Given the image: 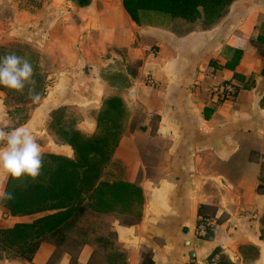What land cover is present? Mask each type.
I'll return each mask as SVG.
<instances>
[{"label":"crops","instance_id":"obj_1","mask_svg":"<svg viewBox=\"0 0 264 264\" xmlns=\"http://www.w3.org/2000/svg\"><path fill=\"white\" fill-rule=\"evenodd\" d=\"M75 6L86 36L75 52H62L49 91L21 121L8 112L2 90L0 109L9 125L27 123L45 153L72 157L50 127L53 110L81 105L90 125L77 128L92 134V109L113 95L132 100L113 160L142 200L126 211L96 212L99 225L80 229L86 209L72 226L42 240L30 260L3 254L0 264H204L213 252L222 264H264V192L257 190L264 156V44L257 41L264 35V0H234L207 27L182 18L138 25L122 0ZM92 10L101 12L93 19L96 37L85 29ZM118 58L141 61L135 74L125 71L128 85L94 76L95 59L108 69ZM79 65H87L85 74ZM222 81L236 85L233 100L211 97L209 87ZM37 216H12L0 202V228ZM201 216L213 219L211 240L196 234Z\"/></svg>","mask_w":264,"mask_h":264},{"label":"trees","instance_id":"obj_2","mask_svg":"<svg viewBox=\"0 0 264 264\" xmlns=\"http://www.w3.org/2000/svg\"><path fill=\"white\" fill-rule=\"evenodd\" d=\"M74 1L78 6L90 3V0ZM233 1L122 0V3L132 21L138 25H153L164 19L182 18L189 22L200 19L203 26L207 27L223 16ZM257 41L264 44V35L259 34ZM27 53L28 56H25L31 60L35 69V87L41 98L46 92V78L39 74L38 54L34 51ZM262 75L264 76V65ZM0 90L7 96L13 93L21 103L29 100L14 90ZM104 106L96 118V129L92 134H86L77 127L60 121H54L53 124L50 121L51 129L63 143L71 147L73 155L68 157L46 153L43 167L35 180L25 175L19 180L8 181V190L14 191L16 199L1 202L7 211L12 216H38L31 221L16 222L10 227L0 228L2 248H16L17 256L30 260L42 240L52 237L60 229L72 226L87 207L107 212L121 205L129 207L134 201L140 205L141 189L124 181L123 166L113 160L118 143L127 128L128 116H124V101L119 96H112L105 99ZM112 110L118 115L115 119L110 115ZM57 111L58 109L53 110V115ZM55 123L59 124L53 129ZM261 167L257 190L264 192V156ZM202 238L211 240L213 227L208 226Z\"/></svg>","mask_w":264,"mask_h":264},{"label":"rangeland","instance_id":"obj_3","mask_svg":"<svg viewBox=\"0 0 264 264\" xmlns=\"http://www.w3.org/2000/svg\"><path fill=\"white\" fill-rule=\"evenodd\" d=\"M73 2L75 3L74 0H0V46H2L0 54L5 50L16 51L17 54L22 56H28L27 51H34L37 53L39 74L45 75L44 78H46L44 82L45 93L49 91V86L51 85L49 75H51L53 70L63 66L60 60L62 52L67 49H72V52H75V46L73 45L78 44L80 46L81 36H86L80 26L82 14L78 13V9L75 6L77 4L75 3L74 5ZM99 13L101 12L95 10L90 11V20H95L100 17ZM94 20L93 22L91 21V27L85 28L86 34L90 37L91 35L93 37L97 36L98 28ZM73 23H75V25ZM68 28H70L69 31H67ZM67 40L70 46H67ZM90 47L91 50L96 51L92 45ZM107 57H110V54ZM109 63L110 67L105 69V66H102L100 61L95 59L94 76H101L122 87L129 83L125 71L135 74L141 61L138 59L129 63L126 62L125 59L121 60L118 58L115 61H109ZM79 67V71H82L81 73L85 74L87 72V65H79ZM130 101L132 102V100L129 99L126 102L124 101V116H128V118L131 114V108L133 107V103ZM35 103L31 100L21 103L13 93L9 94L6 99V104L9 108L8 112L16 118L17 121L27 118L29 111L33 108ZM104 107L103 103L100 109H92L90 112L92 119H95V117L98 118ZM115 113L116 112H113V110L110 112V115L114 117V119L118 117ZM52 115L53 112L51 113V116ZM137 116L139 119H142L144 116V112L141 108L137 109ZM84 117L89 116L87 114L85 115V109H83L81 105L63 106L58 108V111L52 116L51 123L53 124L54 121H60L72 127L83 124V126L89 128V118L84 119ZM83 120H85L86 123L81 122ZM58 124L59 123H55L53 129H56ZM116 161L122 164L120 160ZM262 176L264 178V172ZM126 207V205H121L119 209L120 211H126ZM96 212L98 211H94L92 208L87 207V213L82 219H79L77 227L80 229L97 227L100 219L99 216L95 214ZM123 220L127 222L130 218L124 217ZM262 235H264V231H262ZM3 254L7 257L15 256L17 255L16 248L4 249L0 246V256Z\"/></svg>","mask_w":264,"mask_h":264},{"label":"clouds","instance_id":"obj_4","mask_svg":"<svg viewBox=\"0 0 264 264\" xmlns=\"http://www.w3.org/2000/svg\"><path fill=\"white\" fill-rule=\"evenodd\" d=\"M31 60L13 50L0 54V89L14 90L33 103L40 100ZM27 88V92L25 89ZM6 111L0 109V202L16 199L8 190L9 180L29 176L35 180L43 167L45 151L27 124L11 126L5 121Z\"/></svg>","mask_w":264,"mask_h":264},{"label":"built area","instance_id":"obj_5","mask_svg":"<svg viewBox=\"0 0 264 264\" xmlns=\"http://www.w3.org/2000/svg\"><path fill=\"white\" fill-rule=\"evenodd\" d=\"M209 92L216 101H231L236 97L238 89L231 81H222L211 85ZM208 226L213 227V219L211 217H200L196 227L197 236H204ZM204 264H222L220 254L218 252L209 254Z\"/></svg>","mask_w":264,"mask_h":264}]
</instances>
